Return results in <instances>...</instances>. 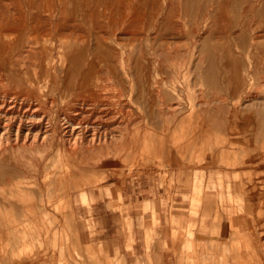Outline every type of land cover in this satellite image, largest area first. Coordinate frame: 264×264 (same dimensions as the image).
Wrapping results in <instances>:
<instances>
[{"label":"rangeland","instance_id":"rangeland-1","mask_svg":"<svg viewBox=\"0 0 264 264\" xmlns=\"http://www.w3.org/2000/svg\"><path fill=\"white\" fill-rule=\"evenodd\" d=\"M2 1L28 21L34 6L65 17L44 46L50 57L63 42L73 68L54 92L70 95L90 62L133 68L132 113L149 135L133 128L136 140L88 159L60 209L34 205L36 186L17 196L29 205L17 215L45 220L0 226V264H264V0ZM26 58L21 80L39 69Z\"/></svg>","mask_w":264,"mask_h":264},{"label":"bare ground","instance_id":"bare-ground-1","mask_svg":"<svg viewBox=\"0 0 264 264\" xmlns=\"http://www.w3.org/2000/svg\"><path fill=\"white\" fill-rule=\"evenodd\" d=\"M46 6L31 8L39 14L34 13L33 16L36 17L28 21L21 13H10V6L0 1L1 9L7 11L0 13V209L11 210L10 215H0V226L43 222L44 218L37 220L29 211L32 217L16 214L29 206L28 200L25 201L24 197L19 199V195L22 194L20 198L33 195L31 188L36 186L41 198H34V205L45 210L50 207L60 209L63 203H67L61 202L62 196L68 195L74 184H77L76 174L84 171L85 167L92 166L88 159H96V167L105 161H100V156L107 158L121 146H127L129 138L136 140L132 135L133 128H141L140 131L145 136L149 135L147 124H142L147 123L142 120L143 116H134L132 113V107L139 96L135 94L136 88L131 80L134 72L131 67L126 68L122 64L123 67L119 70L116 64L102 66L90 62L83 69L82 78L70 95H67L70 90L66 87L63 91L58 90L59 93L56 89L54 92V80L62 75L68 78L73 68L66 64L65 47L61 44L63 42L55 39L56 44H51L50 57L44 53V46L52 42L53 36L60 33L65 23V17L60 16L59 22L53 23L54 17L42 15ZM20 42L28 46L25 50L27 58L20 49ZM33 54L39 61L36 77L23 80L16 78L14 69L24 68L25 62L21 61L25 58L29 61ZM163 75L162 72L157 77L161 78ZM157 87L155 85V94L159 95ZM125 97L128 102L123 100ZM98 121H101V125L105 123L104 128L105 125L111 128H105L101 132ZM58 156L66 161V167L65 170L53 173L50 165ZM30 173L36 175L34 181L31 180ZM54 257L48 253L41 259L52 261Z\"/></svg>","mask_w":264,"mask_h":264},{"label":"crops","instance_id":"crops-1","mask_svg":"<svg viewBox=\"0 0 264 264\" xmlns=\"http://www.w3.org/2000/svg\"><path fill=\"white\" fill-rule=\"evenodd\" d=\"M133 185H134V183H133ZM134 189L136 190L137 189V186L136 187H134ZM142 192V191H141ZM134 193H135V191H134Z\"/></svg>","mask_w":264,"mask_h":264}]
</instances>
